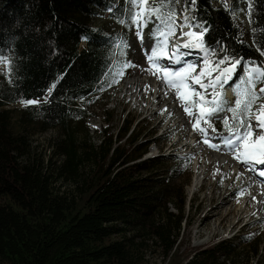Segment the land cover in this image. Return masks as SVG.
Returning a JSON list of instances; mask_svg holds the SVG:
<instances>
[{"label": "trees", "instance_id": "1", "mask_svg": "<svg viewBox=\"0 0 264 264\" xmlns=\"http://www.w3.org/2000/svg\"><path fill=\"white\" fill-rule=\"evenodd\" d=\"M180 1L163 6V20L153 14L145 24L156 51L165 45L163 21L169 13L180 15ZM184 4L187 25L209 28L203 52L191 51L187 65L202 54L212 67L224 56L239 59L231 85L236 100L234 89L249 68L264 66V0ZM153 6L149 0L146 12ZM138 8L131 0H0V57L7 60L0 64V264H142L151 242L167 264H250L253 258L262 264L257 258L263 241L244 232L180 259L188 217L181 188L164 169L170 159H142L149 142H140L127 120L124 142L113 136L99 146L89 142L92 107L129 69L126 44ZM259 88L264 84L257 83ZM27 100L39 103L25 107L21 101ZM14 104L23 105L17 119ZM228 104L222 111H229ZM30 127L63 132L57 172L74 189L61 192L53 174L32 157ZM171 159L176 167L185 165Z\"/></svg>", "mask_w": 264, "mask_h": 264}, {"label": "rangeland", "instance_id": "2", "mask_svg": "<svg viewBox=\"0 0 264 264\" xmlns=\"http://www.w3.org/2000/svg\"><path fill=\"white\" fill-rule=\"evenodd\" d=\"M116 1L118 2L121 0ZM223 1L228 6H231L236 0ZM139 11H141V8H138L137 12ZM143 11L146 12V5H143ZM99 12L102 14V11ZM181 13L189 14V11H186L184 0L178 3V14L181 15ZM242 14L243 12L241 11L236 14V17L240 20L241 16L243 17ZM107 27L112 30L116 29L113 24H108ZM138 31L142 39L138 38ZM170 42L164 45V48L171 49L172 44L170 45ZM178 45H180V47L177 53L175 52V55L181 54L183 55V59L185 58L184 61H181V64H173L171 59L161 61L149 60L148 56L155 46V38H153L152 32L148 29H145L143 33L142 28L138 27L137 24L135 26L132 25L129 33V40L126 44L129 69L127 70V74L121 79V82L115 88L111 89L109 93L100 97L92 107V116L88 118L86 124L89 142L95 146H99L104 142L103 139L105 136H113L114 139L124 142L128 136H121V134L124 133V127L122 128V126L127 120V126L132 125V130L135 129L134 132L137 133V139H140L142 143L149 142L146 144L147 153L142 159L157 157L158 155L170 159L168 167L166 166L164 169L170 170L168 175H171V181L176 184V188H181V204L185 203L186 216L188 217V223L184 226V231L182 233L181 243H179L177 248L179 250L177 251L180 259H182V257L183 259H187L196 249L210 245L219 238L231 237L234 234L244 232L247 234L253 233L255 237L263 241V247L260 250L261 254L257 260L259 263L264 264V220H262L264 211L262 214L253 215V208L245 209L246 199L243 198L242 195H238L236 199H233V202L236 203L235 213L229 214L231 205L230 203L226 204L220 211L219 217L208 220V225H205L206 215L212 206L208 197L209 186L211 183H218L221 188H226L229 180L223 181L220 179V175L224 171H237L243 176L242 178L248 176V180L253 186L255 185V187L259 189H261V185L264 182H261V180L254 175H250V173H248L249 170L242 171V168H240V161L235 158L236 154L224 144V141H222L223 145H221V147L218 144L219 139L225 140L231 136L230 133L222 130L225 127L223 123L225 118H227L231 124L230 111H220L210 118L205 117L201 119L199 127L207 129L206 133H201L194 127L199 116L200 108L197 107L196 111L191 112L188 108V102L185 99L194 93L193 88L181 87L177 90L169 85H167V88L164 86L165 73L163 69L167 68L169 71L180 69L185 64V60H187L183 53L186 49H193L183 48V44L180 43H178ZM170 56L172 57L173 54H170ZM197 66V73H199L203 70L204 66L200 62H198ZM1 68H3V66H1ZM215 75H217L216 72L213 73V76ZM133 78L140 82H138L139 87L131 85L129 89L124 88L125 84L134 80ZM170 78L171 77H168V79ZM209 80L210 78L206 77L207 82L204 84H208ZM148 82L151 84L153 83L152 86L154 91L152 97L149 98L150 100L145 99L143 97V91H140V88L146 85L145 91L149 89L150 84H148ZM231 83L232 82H230V84ZM229 85L225 87L224 83L218 86L216 91H222L227 88L225 93L226 97L228 96L232 99L228 104V108L230 109L234 107L233 102L235 99L230 93L228 88ZM159 86L161 87V92H165L164 97L168 98L166 102L167 106L164 111L153 114L158 107L156 93ZM126 87H128V85H126ZM178 91L179 95L177 94ZM195 91L204 93L207 96L206 99L212 98L208 95V88L205 91L199 86H195ZM22 106V104L10 105L15 119L18 118ZM185 108H187V111H185ZM173 110H176L175 116L169 114V112ZM187 112H191L192 115L189 116ZM205 120H207L208 123H205ZM209 124H211V127H209ZM253 128H255V124H253ZM195 132H198L200 135L199 139L195 135ZM28 133L31 137L32 157L40 163L46 172L53 174L54 185L61 192L74 189L71 180L65 176L60 177L57 172V167L63 160L62 156L58 155L57 147L63 139V132L57 129L36 132L34 127H30ZM178 134L183 138L180 142H177ZM261 134L260 132L255 133L256 136ZM79 137H84V135L80 134ZM206 140L210 141V143H206ZM187 143L196 147L199 154H203L205 158L198 161V153H193L191 149L186 147L182 149L179 148L181 147L180 145L183 146ZM246 143H248V141H246ZM174 144L176 146H173ZM211 144H215L216 147H211ZM173 157L177 158V161L185 162V165L176 167V163L171 162V158ZM231 160L235 161V164H233ZM211 163L213 164L210 171L211 177L206 179L204 173L207 170V166ZM189 164L190 166H188ZM188 169H190V173L186 172ZM161 170L163 169L157 172L161 173ZM137 175L146 176L149 175V173L139 172ZM203 184L204 186L202 188ZM170 209L173 212H177L173 206H170ZM251 215L254 217H251ZM222 220H224V222L221 224L220 222ZM144 258L142 264H167L157 245L152 242ZM250 264H256V259L253 258V262Z\"/></svg>", "mask_w": 264, "mask_h": 264}, {"label": "snow or ice", "instance_id": "3", "mask_svg": "<svg viewBox=\"0 0 264 264\" xmlns=\"http://www.w3.org/2000/svg\"><path fill=\"white\" fill-rule=\"evenodd\" d=\"M131 2L141 8V11L137 12L133 16V22L138 25V27L145 26L146 22L153 18V14L157 17L162 18L161 12L163 6L167 3L172 2V0H154V6L147 10L145 13L143 11V5L149 3V0H131ZM195 3V0H192ZM159 5L158 7L155 5ZM139 17V19H138ZM176 17L172 13L168 14L166 21H163V26L167 28L166 32H162L160 35L163 36V43L168 44V36L175 35L176 27L175 24ZM189 28L192 27L191 24L188 25ZM196 27L201 29L200 31H189L182 32L181 37H189V41L182 45L183 48H196L204 49V37L208 33L209 28L204 24H199ZM138 38L142 39L139 31L137 32ZM180 45L173 46V56L170 59H174L177 64L180 63V58L175 55L178 51ZM164 55H167L165 53ZM157 57L156 49H153L151 54L148 56L149 60ZM7 60L0 57V64L6 63ZM240 64V60L230 56H224L222 59L215 62V66L208 69L202 70L201 72L192 75L195 72L196 65L189 64L185 68L176 69L169 71V69L164 68L165 82L173 88L179 90L181 87H192L194 94L198 97L199 105H211V107L205 108L200 107L199 116L196 120L194 127L201 133H206L207 129L199 127L200 120L205 117H212L216 113L223 110L224 104L228 103L226 96L220 92L215 91L218 86L233 80L234 73L237 70V66ZM208 62L205 61V68H207ZM214 72H218V75L213 76ZM168 77H171L168 79ZM202 77H209L210 82L208 84L202 83ZM264 84V66L250 67L246 78H244L243 83L234 89L237 95V99L233 102L234 107H231L229 111L233 113L232 123L225 118L223 123L227 131L231 134L230 138L224 140L226 144L232 151L236 154L235 158L239 160L242 164H260L264 165V103L259 104L255 113H252L253 108L256 105L257 100H264V88L256 90V84ZM195 86H199L205 91L207 88H212L214 93L211 99H206L205 95L200 92L195 91ZM179 95V91L177 92ZM25 107L39 103L35 100L21 101ZM193 106H199L196 102L190 101ZM187 111V108H185ZM189 116L192 115L191 112H187ZM205 123H208L205 120ZM255 124V128H253ZM211 127V124H209ZM256 132L262 133L256 140L246 143L250 137H253ZM258 141V142H257ZM210 143V141H205ZM211 147L215 148V144H211ZM261 176H264V171L260 172ZM243 194V193H242Z\"/></svg>", "mask_w": 264, "mask_h": 264}, {"label": "bare ground", "instance_id": "4", "mask_svg": "<svg viewBox=\"0 0 264 264\" xmlns=\"http://www.w3.org/2000/svg\"><path fill=\"white\" fill-rule=\"evenodd\" d=\"M189 31H197L198 32L200 30L193 28V30H189ZM189 31H187V32H189ZM177 37H179L181 39V41H183V42L184 41L188 42L190 39L189 37H181V33ZM172 62L176 63L174 59L172 60ZM180 64H181V62H180ZM170 65H172V64H170ZM138 82L139 81H136L134 79L131 82L125 84L124 88L129 89V88H131V85L139 87L140 82L139 83ZM148 84H150V87H149V89H147V91H145L147 85L140 88V91L141 92L143 91V97L145 99L150 100L149 98L152 97L153 92H154L153 86H152L153 83L151 84L150 82H148ZM163 84L167 88L168 84L165 81L163 82ZM126 85H128V87H126ZM164 94H165V92H161V87L159 86V89L156 93V95H157L156 96V100H157L156 102H158V107H157L156 111L154 110L155 112L153 114H158L161 111H164L166 109V106H167L166 102L168 101V98L164 97ZM175 113H176V110L169 112V114L171 116H173V115L175 116ZM176 128H178V127H176ZM195 135L197 136L198 139L200 138L199 137L200 135L198 134V132H195ZM256 137L257 136L254 135L253 137H250V138L256 139ZM218 141H219L218 144L221 147V145H223L222 141H224V140L219 139ZM173 146H176V145L174 144ZM180 146H181V147H179L180 149L186 147V148L191 149V152L199 154V152L196 150L197 148L194 147L192 144L187 143L183 146L182 145H180ZM204 158L205 157L203 154L202 155L199 154V157H198L199 160H202ZM231 162L233 164H235V161L231 160ZM239 163H240V168H242V171L249 170L250 175L257 176L258 178L263 180L264 176H261L260 172L264 170V165H260V164H256V163H252V164H242L241 162H239ZM247 166H248V169H247ZM212 167H213L212 163L207 166V170L204 173L206 179H209L211 177L210 171H211ZM254 176H253V178H254ZM242 177L243 176H241L237 171L227 170V171H224L220 175L221 180H223V181L229 180L226 188H221L218 183H216V184L211 183V185L209 186V196L208 197L212 203V206L210 207V209L206 215L205 225H208V220H210L212 218H218L220 215V211L225 207L226 204L230 203V205H231V210H230L229 214L235 213L236 203L233 202V199H236L238 195H242L243 198L246 199V203L244 206L245 209L253 208V213H252L253 215L263 213V211H264V186H263V184L261 185V189H259V188H256L255 185L253 186V184L248 180V176H245L244 178H242ZM203 186H204V184L202 185V188H203ZM253 215H251V217H254ZM262 220H264V217L262 218ZM223 222H224V220H222L220 223L222 224Z\"/></svg>", "mask_w": 264, "mask_h": 264}]
</instances>
